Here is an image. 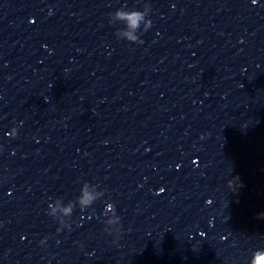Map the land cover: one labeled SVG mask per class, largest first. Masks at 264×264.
<instances>
[{
	"label": "water",
	"instance_id": "1",
	"mask_svg": "<svg viewBox=\"0 0 264 264\" xmlns=\"http://www.w3.org/2000/svg\"><path fill=\"white\" fill-rule=\"evenodd\" d=\"M262 254L264 0H0V264Z\"/></svg>",
	"mask_w": 264,
	"mask_h": 264
},
{
	"label": "clouds",
	"instance_id": "2",
	"mask_svg": "<svg viewBox=\"0 0 264 264\" xmlns=\"http://www.w3.org/2000/svg\"><path fill=\"white\" fill-rule=\"evenodd\" d=\"M118 18L125 19L127 21V25L130 28L138 27V21L141 19V14L138 12L133 13H117ZM150 27V24L148 25ZM162 191V189H161ZM262 258H264V254H262Z\"/></svg>",
	"mask_w": 264,
	"mask_h": 264
}]
</instances>
